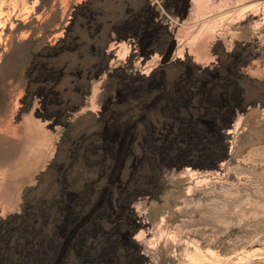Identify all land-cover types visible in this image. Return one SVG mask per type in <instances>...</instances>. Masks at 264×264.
Returning <instances> with one entry per match:
<instances>
[{"label": "rangeland", "instance_id": "obj_1", "mask_svg": "<svg viewBox=\"0 0 264 264\" xmlns=\"http://www.w3.org/2000/svg\"><path fill=\"white\" fill-rule=\"evenodd\" d=\"M264 0H0V264H264Z\"/></svg>", "mask_w": 264, "mask_h": 264}, {"label": "crops", "instance_id": "obj_2", "mask_svg": "<svg viewBox=\"0 0 264 264\" xmlns=\"http://www.w3.org/2000/svg\"><path fill=\"white\" fill-rule=\"evenodd\" d=\"M236 71L245 75L250 81L264 86V51L238 65Z\"/></svg>", "mask_w": 264, "mask_h": 264}]
</instances>
